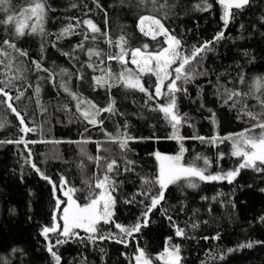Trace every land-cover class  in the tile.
Listing matches in <instances>:
<instances>
[{
  "label": "trees",
  "instance_id": "trees-1",
  "mask_svg": "<svg viewBox=\"0 0 264 264\" xmlns=\"http://www.w3.org/2000/svg\"><path fill=\"white\" fill-rule=\"evenodd\" d=\"M47 2L52 11L48 13L46 35L43 37L26 34L17 38L12 24H0V48L11 52L15 58L10 71L0 64V80L7 79L6 72L20 77L14 80L15 87L7 89L14 98L23 93L19 100L13 99V105L21 115H25L29 127L43 126V131L37 127L36 132L24 135L19 130L21 126L15 114L0 105V121L7 122L0 129V140L15 141L23 136L25 140L48 141L29 143L27 148L24 144H0V264L5 261L7 264H55L47 251L48 241L41 231L43 227L52 225L54 215L60 219L65 206L61 205V212L54 211L55 196L64 200L59 190L61 177L67 179L69 186L82 190L76 194L79 203L87 202L84 199L87 192L85 181L94 184L106 164L102 160L97 167L95 161L88 158L97 155L115 159L120 166L119 175L110 174L119 185L113 193L117 201L113 220L124 226L139 222L142 227L140 232L127 238L126 244L115 239L91 241L87 239L89 234L79 231L83 239L73 237L53 248L61 257V264H135L132 257L138 247L154 258L170 244L179 245L183 257L181 264H264V221L261 220L264 217V172L241 169L232 183L197 179L195 182L199 186L195 189L188 187L186 182L183 187L170 186L162 202L165 211L161 206L153 209L147 226H143L144 205L149 201L140 203L144 199L139 195L141 178L156 176V151L178 154L181 141L166 138L171 136L172 129L161 118V113L150 110L155 106L154 102L147 101L144 93L123 86L110 89L98 86L94 78L104 75L100 68L109 65L114 74L122 70L117 61L107 60V55L119 52L115 44L109 45V38L116 41L124 35L132 48L147 43L149 51L166 46L164 37H158L161 42L158 44L138 31V17L149 14L148 11L136 6L137 0H99V8L95 0ZM169 2L175 7L162 22L182 40L185 48L199 46L224 32V38L212 45L214 51L207 53L202 68H197V71L207 69L208 75L197 76L193 83L185 85L187 94H177L179 110L181 114L186 113L188 119L187 124H182L180 135L211 138L218 134L224 137L250 127L255 121L240 113L239 105L236 108L230 107L231 102L223 105L217 95V76L220 84L245 92L254 77L264 76V0H251L248 7L233 11L234 18L227 28L221 19L223 9L218 0H207L212 4L208 11L196 7H202L203 0ZM12 6L18 14L22 7L28 6V0H12ZM6 16L7 13L0 12V20ZM86 19H91L107 36L97 34V39H91L93 34L83 24ZM77 21H80L79 26H76ZM68 24L74 26L73 34L57 39ZM85 32L89 35L87 40H84ZM5 39L28 55L13 52L3 44ZM82 41L83 50L76 47ZM88 49L99 51L101 56L89 57ZM0 60L8 63L2 56ZM33 61H39L42 67L48 68L54 75V81L49 79L48 72L37 71ZM89 64L93 67H88ZM128 67L135 69L131 64ZM61 69H66L70 75L61 76ZM241 73L244 74V84L238 83ZM143 79L146 86L155 83L154 76L145 75ZM61 81L67 82L71 91L100 108L115 101V113L105 112L99 117L103 120L102 129L78 118L75 101L59 87ZM37 87L41 89L39 103L35 92ZM158 102L163 104L165 101L161 99ZM247 104L253 112L262 111L253 98H248ZM85 127L89 130L85 131ZM125 131L136 138L129 141V151L126 152L119 148L118 143L109 142L105 135L117 136ZM149 137L152 139H147ZM86 140L101 142V150L97 151L94 142L83 143ZM183 144L188 149L184 162H192L197 155L207 157L211 162L208 173L235 170L242 159L231 155V142L227 140L212 145L199 139H185ZM126 160L134 162L129 165L132 171H123ZM32 163L57 184L55 194L52 184L31 167ZM196 164L203 168V159L196 160ZM134 196L133 203H125ZM194 224L198 226L194 228ZM176 226L185 230L184 237L175 235ZM102 227L106 232L119 234V229L113 225ZM217 234L218 240L214 239ZM49 238L55 245L56 234H50ZM247 243H252V247H239ZM228 249L234 251L229 252ZM154 264L161 262L154 260Z\"/></svg>",
  "mask_w": 264,
  "mask_h": 264
},
{
  "label": "snow or ice",
  "instance_id": "snow-or-ice-1",
  "mask_svg": "<svg viewBox=\"0 0 264 264\" xmlns=\"http://www.w3.org/2000/svg\"><path fill=\"white\" fill-rule=\"evenodd\" d=\"M96 6L99 8V0H95ZM123 2V0H122ZM218 3L222 6L223 20L225 28H227L230 20L234 18L232 9H243L249 4V0H218ZM137 7H142L148 11L149 14L139 15L138 17V31L145 37H150L152 40L161 42L158 37H164L163 44L159 50L149 51V45L147 43L140 47L132 48L128 39L124 35H121L118 40L113 41L108 39L109 45L115 44L119 48V52L116 54L107 55V60H115L121 65V71L118 74H114L111 67L100 68V71L104 74L100 77H95L96 84L98 86H107L109 89L113 86H123L124 88L139 91L144 93L147 97V101L154 102V107L150 110L159 112L162 114V119L170 125L172 132L169 139H175L181 141L179 147V153L175 155L162 154L159 151L154 153L155 159L158 161V172L154 178L142 177V190L139 195L144 199L140 201L144 204V200H148L149 203L144 205L145 211L143 212L144 224L147 226L149 214L153 209L161 206V210L165 211L162 207V202L165 200V192L170 186L183 187L184 182L190 188H197L199 185L195 181L198 179L203 182L222 181L227 180L228 183H232L236 176L239 175L241 169H253L257 172H264V76H256L248 85V91H241L238 89H230L226 85L220 84V77L217 76V95L222 99L223 105H229L236 108L239 105L238 111L244 116H247L250 120L255 121L250 127L245 128L239 133H232L224 137H220L218 134L206 138L203 136L184 137L180 135V128L182 124H187V114H181L178 106V93L187 94V88L184 87L187 84L193 83L197 76L208 75V70L197 71V68H202L203 62L208 52L214 51L213 44L219 42L224 38V32H219L211 41H205L199 46L192 45L190 48H185L182 44V40L174 35L165 24L162 22L166 20L172 13L175 7L174 3H170L169 0H137ZM77 7V5H73ZM87 7V6H85ZM201 11H208L212 8V4L207 0H203V6L196 5ZM52 11L48 5L47 0H28V6L22 7L17 14L12 6V0H0V12L7 13L6 19L0 20V24H13L14 34L17 38L23 37L26 34H38L41 37L46 35L45 23L48 18V13ZM80 21H77L79 26ZM83 24L87 25V28L93 34L91 39H97V34L107 36L106 32H102L91 19H86ZM27 30V32H26ZM74 26L68 24L57 37V39L73 34ZM89 39L87 32L84 33V40ZM3 44L12 49L13 52L19 53L21 56H27V52L16 47V44L8 39L3 40ZM76 47L83 50V41ZM87 54L89 57L95 55L101 56L99 51L88 49ZM69 55V53H64ZM247 55V53H245ZM0 56L4 57L8 63L5 64L4 60H0V64H4L6 70H11L13 67L14 57L11 52L4 51L0 48ZM37 71H43L49 73V79L54 81L53 73L48 69L42 67L39 61H33ZM101 64L104 60L101 59ZM134 65L135 69L128 67V65ZM88 67H93L89 64ZM7 79L0 80V105L6 106L12 113L18 118L20 124V132L24 135L28 133L36 132L37 127L43 131V126L29 127L25 120V115L14 107L13 99L19 100L23 93H19L15 98L7 90L15 87L14 80L20 77H14L6 72ZM60 75H70L66 69L60 70ZM145 75L154 76L155 83L146 86V82L143 77ZM116 83L113 84L112 81ZM178 82H180L178 84ZM244 74L241 73L238 83L244 84ZM59 87L64 92L68 93L73 101H75L76 112L79 113V119L86 122L93 127L103 126V120L99 119L102 113H115V101H111L107 107L100 108L98 105L88 100L68 87L67 82L61 81ZM220 89H223L221 92ZM41 89L37 87L35 89L37 95V103H39V94ZM253 98L257 101L261 112H253L248 104L247 99ZM163 99V104L158 101ZM47 111V109H43ZM70 111V110H69ZM211 111V110H209ZM212 120L215 123V113H212ZM6 121H0V129L5 127ZM191 126V125H189ZM126 127V126H125ZM259 129V132H257ZM89 129L85 127V131ZM109 142L118 143V146L124 152L129 151L128 143L130 140L136 139L128 135V133L120 132L117 136H113L111 133H105ZM144 139V138H141ZM147 139H152L151 137ZM159 140L161 138L156 137ZM185 139H199L202 143H209L216 145L217 143H223L225 140L231 142V155L237 158H242L241 162L235 168V170L227 171L226 173H208L210 167V161L207 157H201L197 155L192 162H184V154L188 151L185 148L183 141ZM48 141L43 140H25L23 136L15 141L13 140H0V144L15 143L17 145L24 144L27 148L28 144L46 143ZM59 141H57L58 143ZM94 142L97 145V151L102 148V143L99 141H83V143ZM71 143V141H69ZM105 151H107L105 149ZM29 156H31V150L29 149ZM89 159L95 161L97 167H100L102 160L106 161L102 175L97 176L95 183H89L85 181L87 185V192L84 199L87 201L83 204L78 202L76 194L81 189H77L74 186H69L66 178L61 177L59 190L63 193L66 200H62L59 196H55V212H61V205H65L62 209L60 219L53 216V223L51 226H45L42 228L41 234L48 241L47 251L51 254L55 261V264H61V257L53 248L57 245L67 243L68 239L73 237H80V232L77 230H83V232L89 234L88 240L95 241L105 239H115L116 242L126 244L127 238L133 236L134 233H138L141 230L142 224L137 222L133 225L124 226L113 220L115 215L116 197L113 195L117 191L118 183L110 175L115 173L120 174V166L115 159H108L107 157L89 156ZM222 158V157H221ZM203 159L204 167H199L196 164V160ZM134 162L126 160L124 172L132 171L129 167ZM31 167L39 173L43 179L48 180L52 184L53 193L57 191V184L51 180L50 177L44 175L40 168L35 163L31 164ZM208 173V174H206ZM147 186V187H145ZM206 199V198H205ZM135 196L125 201V203H133ZM169 220H172L171 216H168ZM264 221V217H261ZM62 221V223H61ZM103 225H113L116 229H119V234L113 232H106L103 229ZM194 224L193 227H197ZM50 234H56L55 245L52 243ZM175 235L177 237H184L185 230L176 226ZM217 234L214 239H219ZM204 239H208L205 237ZM169 242L171 237L168 238ZM239 247H252V243L241 244ZM13 251H16L15 249ZM229 252L234 249H228ZM181 249L179 245L170 244L164 249L163 252L156 255L154 258L146 253L143 248H137L136 254L132 257L135 264H154L155 261H160L161 264H181L183 257L180 254ZM4 264H7L5 261Z\"/></svg>",
  "mask_w": 264,
  "mask_h": 264
},
{
  "label": "rangeland",
  "instance_id": "rangeland-1",
  "mask_svg": "<svg viewBox=\"0 0 264 264\" xmlns=\"http://www.w3.org/2000/svg\"><path fill=\"white\" fill-rule=\"evenodd\" d=\"M13 25V24H12ZM14 26V25H13ZM12 103H13V101H12ZM60 193H61V195H62V197L64 198V200H66L67 199V197H64L63 196V193L60 191ZM77 231H82L83 232V230H77Z\"/></svg>",
  "mask_w": 264,
  "mask_h": 264
},
{
  "label": "water",
  "instance_id": "water-1",
  "mask_svg": "<svg viewBox=\"0 0 264 264\" xmlns=\"http://www.w3.org/2000/svg\"><path fill=\"white\" fill-rule=\"evenodd\" d=\"M250 2H251V0H249V4H250ZM249 4H248L247 6H245L244 8L248 7ZM244 8H243V9H244ZM236 10H238V9H232V11H236ZM239 10H241V9H239Z\"/></svg>",
  "mask_w": 264,
  "mask_h": 264
}]
</instances>
